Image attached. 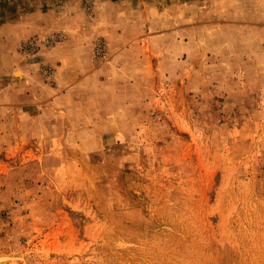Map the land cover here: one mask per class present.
<instances>
[{
    "label": "rangeland",
    "instance_id": "obj_1",
    "mask_svg": "<svg viewBox=\"0 0 264 264\" xmlns=\"http://www.w3.org/2000/svg\"><path fill=\"white\" fill-rule=\"evenodd\" d=\"M62 1L0 3V264H264V0Z\"/></svg>",
    "mask_w": 264,
    "mask_h": 264
},
{
    "label": "crops",
    "instance_id": "obj_2",
    "mask_svg": "<svg viewBox=\"0 0 264 264\" xmlns=\"http://www.w3.org/2000/svg\"><path fill=\"white\" fill-rule=\"evenodd\" d=\"M79 1L80 0L62 1L60 9L63 7H76L79 5ZM0 3L7 4L4 8L5 10L3 11V14L10 16L9 18H11L12 21L7 23V27L9 26V29L11 30L14 25V27L18 29V33L25 37L44 32L49 25H52L53 23L57 24L59 21V18L53 20V15L58 14V7H47V9H45V6L33 5L31 0H0ZM7 10H10L11 12L8 13Z\"/></svg>",
    "mask_w": 264,
    "mask_h": 264
},
{
    "label": "bare ground",
    "instance_id": "obj_3",
    "mask_svg": "<svg viewBox=\"0 0 264 264\" xmlns=\"http://www.w3.org/2000/svg\"><path fill=\"white\" fill-rule=\"evenodd\" d=\"M16 75H19V73H16Z\"/></svg>",
    "mask_w": 264,
    "mask_h": 264
}]
</instances>
